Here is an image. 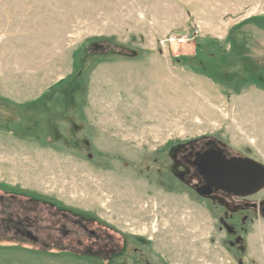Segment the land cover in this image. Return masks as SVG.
Segmentation results:
<instances>
[{
    "label": "rangeland",
    "instance_id": "1",
    "mask_svg": "<svg viewBox=\"0 0 264 264\" xmlns=\"http://www.w3.org/2000/svg\"><path fill=\"white\" fill-rule=\"evenodd\" d=\"M205 141L264 164V0H0V264H264Z\"/></svg>",
    "mask_w": 264,
    "mask_h": 264
},
{
    "label": "water",
    "instance_id": "2",
    "mask_svg": "<svg viewBox=\"0 0 264 264\" xmlns=\"http://www.w3.org/2000/svg\"><path fill=\"white\" fill-rule=\"evenodd\" d=\"M207 186L199 189L201 195L211 194V188L238 197H250L264 190V164L249 158L219 156L217 162L200 165Z\"/></svg>",
    "mask_w": 264,
    "mask_h": 264
},
{
    "label": "flooded vegetation",
    "instance_id": "3",
    "mask_svg": "<svg viewBox=\"0 0 264 264\" xmlns=\"http://www.w3.org/2000/svg\"><path fill=\"white\" fill-rule=\"evenodd\" d=\"M94 48L96 50H101L103 49V46L99 44H95ZM225 155L228 159L232 158L233 156H230L223 148H220L215 142L213 141H205V142H197V143H192L189 146L185 147L183 150L181 157V161L184 163L186 167L190 170L189 173H182L180 175L181 179L186 181L189 185H192L198 193L199 189H203L204 187L207 186V183L205 181L204 176L201 173V168L200 165L208 162V161H213L217 162L219 156ZM211 194L209 195H201V196H223V197H228L232 200L234 199H240L244 200L249 197H238L235 196L234 194L227 193L224 191H216L214 188H211ZM251 197V196H250ZM254 208H260L262 213L264 214V203L260 205H254ZM20 230V229H17ZM21 231V230H20ZM20 234H24L27 237H31L30 233H24L23 231L20 232Z\"/></svg>",
    "mask_w": 264,
    "mask_h": 264
},
{
    "label": "built area",
    "instance_id": "4",
    "mask_svg": "<svg viewBox=\"0 0 264 264\" xmlns=\"http://www.w3.org/2000/svg\"><path fill=\"white\" fill-rule=\"evenodd\" d=\"M197 35L171 36L161 41L163 47H174L175 45L190 44Z\"/></svg>",
    "mask_w": 264,
    "mask_h": 264
},
{
    "label": "trees",
    "instance_id": "5",
    "mask_svg": "<svg viewBox=\"0 0 264 264\" xmlns=\"http://www.w3.org/2000/svg\"><path fill=\"white\" fill-rule=\"evenodd\" d=\"M33 241H35L36 239L32 238ZM111 264H113V261L111 262Z\"/></svg>",
    "mask_w": 264,
    "mask_h": 264
}]
</instances>
